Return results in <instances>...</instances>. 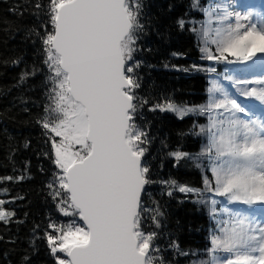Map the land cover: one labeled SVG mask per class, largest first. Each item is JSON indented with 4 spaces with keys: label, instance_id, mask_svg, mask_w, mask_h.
I'll use <instances>...</instances> for the list:
<instances>
[{
    "label": "snow or ice",
    "instance_id": "6c2138e0",
    "mask_svg": "<svg viewBox=\"0 0 264 264\" xmlns=\"http://www.w3.org/2000/svg\"><path fill=\"white\" fill-rule=\"evenodd\" d=\"M33 8L43 18L28 35L39 41L46 69L47 103L38 122L55 169L46 187L55 211L70 218L60 224L49 218L43 232L52 264H170L158 243L165 214L156 202L149 207L144 200L147 186L157 181L143 121L150 101L139 93L142 0H36ZM190 9L201 18L180 17L177 26L195 35L202 60L236 66L224 80L259 106L238 102L219 79L210 81L206 103L187 106L169 98L152 103L149 111L181 120L207 117L190 129L201 140L198 152L168 154L177 163L192 161L203 187L159 182L169 197L175 192L194 197L213 222L191 264H264V0H190ZM191 70L216 72L196 64ZM38 71L43 69L25 71L21 80ZM13 179L0 177V184ZM13 202L0 199V223L15 220L16 211L6 208ZM32 243L35 251V238ZM168 248L189 256L177 239ZM20 264H31L30 255Z\"/></svg>",
    "mask_w": 264,
    "mask_h": 264
},
{
    "label": "trees",
    "instance_id": "16d2710c",
    "mask_svg": "<svg viewBox=\"0 0 264 264\" xmlns=\"http://www.w3.org/2000/svg\"><path fill=\"white\" fill-rule=\"evenodd\" d=\"M35 2L0 0V177L14 178L0 184V190H8L6 194H0V199L14 200L6 208L16 211L13 222L0 223V237H3L0 239V264H20L25 254L30 255L31 264H52L42 238L43 232L49 218L58 224L70 219L55 211L46 187L55 169L45 155L50 152V144L38 122L44 115L47 100L46 69L42 64L40 43L35 36L28 35L29 29L38 27L43 18L35 14ZM142 2L145 30L137 42L141 49L137 55L142 61L138 70L141 77L139 93L150 101L143 110V121L147 122L145 127L151 139L147 159L152 178L157 181L147 186L144 200L149 207L156 202L165 214L163 228L158 230L161 231L158 243L164 249L166 259L170 264H191L199 256V252L196 256L192 252L207 244V229L213 222L209 220L205 207L193 203L194 197L179 192L169 197L167 187L159 181L175 179L182 184L203 187L201 171L192 161L177 163L168 154L176 150L198 152L201 140L191 135L190 129L194 123H207V118L189 115L181 120L173 113L152 112L148 107L163 98L187 106L203 104L207 99L210 76L191 70L192 65H215V74L224 66L202 60L195 35L177 26L176 20L180 17L201 18L190 9V0ZM173 53L180 55L174 56ZM17 59L20 63H12ZM34 67L43 71L22 81L21 74ZM185 68L190 70L183 71ZM207 174L211 179L210 172ZM20 176L25 179H16ZM16 197L23 199H14ZM36 225L39 229L33 233ZM171 239H177L189 256L172 252L168 248Z\"/></svg>",
    "mask_w": 264,
    "mask_h": 264
},
{
    "label": "rangeland",
    "instance_id": "374dc122",
    "mask_svg": "<svg viewBox=\"0 0 264 264\" xmlns=\"http://www.w3.org/2000/svg\"><path fill=\"white\" fill-rule=\"evenodd\" d=\"M241 2H245V0H241ZM204 61H206V60H204ZM207 63H214V61H206ZM221 65H223L224 66V68H223V70H221V71H219L218 73H206L208 76H210L209 77V79H208V86H207V88L208 87H210L211 85H210V81L211 80H215V79H219L220 80V82L229 90V92L233 95V97L234 98H236L237 100H238V102H240L241 104H252V103H255V104H257L258 106H259V102H256V101H251V100H249V99H247V98H244V97H242V96H240L239 95V93L236 91V89L235 88H233L232 86H231V84H230V82L229 81H226V80H224V75L226 74V71H229V70H231V69H233L234 67H236V66H233V65H225V64H221ZM207 67H214V68H216V66L214 65V66H207ZM213 75V76H212ZM207 88H206V93H207ZM207 100H208V93H207V99H206V101L204 102V103H206L207 102ZM207 118V117H206ZM215 198V197H214ZM215 199H221V197H217V198H215ZM223 200V199H222ZM219 207V206H218ZM230 207H233V206H230ZM235 207H239V208H245L246 206H243V205H237V206H235Z\"/></svg>",
    "mask_w": 264,
    "mask_h": 264
}]
</instances>
